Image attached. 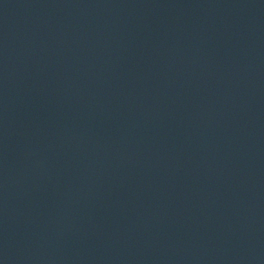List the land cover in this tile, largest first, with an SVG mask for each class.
I'll return each instance as SVG.
<instances>
[{"label":"water","instance_id":"1","mask_svg":"<svg viewBox=\"0 0 264 264\" xmlns=\"http://www.w3.org/2000/svg\"><path fill=\"white\" fill-rule=\"evenodd\" d=\"M0 205L264 264V0H0Z\"/></svg>","mask_w":264,"mask_h":264}]
</instances>
